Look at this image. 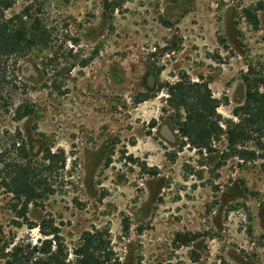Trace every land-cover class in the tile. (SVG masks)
I'll list each match as a JSON object with an SVG mask.
<instances>
[{"label":"rangeland","instance_id":"rangeland-1","mask_svg":"<svg viewBox=\"0 0 264 264\" xmlns=\"http://www.w3.org/2000/svg\"><path fill=\"white\" fill-rule=\"evenodd\" d=\"M7 1L6 18L27 3ZM42 14L54 44L3 65L0 264L45 221L70 247L106 229L123 264H264V150L242 161L224 139L194 148L168 92L207 83L239 124L247 79L264 92V0H50ZM18 142L52 184L26 218L7 186Z\"/></svg>","mask_w":264,"mask_h":264},{"label":"trees","instance_id":"trees-1","mask_svg":"<svg viewBox=\"0 0 264 264\" xmlns=\"http://www.w3.org/2000/svg\"><path fill=\"white\" fill-rule=\"evenodd\" d=\"M49 1L27 0L23 10L11 18H6L5 10L13 3L0 1L1 6L4 5L0 11V99L2 87L8 80L3 65L11 59L26 58L34 48H48L54 44L53 32L42 14ZM247 82L245 102L234 110V116L239 120L236 125L224 122L217 113L219 103L207 83L181 80L170 85L169 95L174 99L175 106L185 113L184 121L179 124L181 137L201 152L214 151V144L224 139L228 157L234 155L242 161L262 158L257 152L264 150L261 142L264 133V92L248 79ZM257 136L259 149L246 148L248 141ZM17 145V157L7 164L10 180L7 186L9 193L21 205L14 204L13 211L18 218H26L31 204H37L38 200L51 194L52 184L49 182L51 176L45 173L49 169L45 163L33 166L26 150L20 148V142ZM56 157L52 155V158ZM32 228H38L43 237L36 243L21 241L3 246V264H123L106 229L85 231L70 247L54 224L47 225L45 221L33 224Z\"/></svg>","mask_w":264,"mask_h":264}]
</instances>
